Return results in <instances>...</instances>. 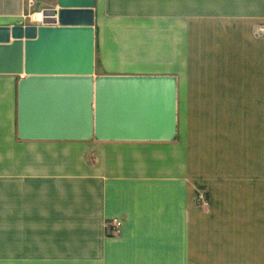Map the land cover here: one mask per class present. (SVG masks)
<instances>
[{
  "label": "crops",
  "instance_id": "obj_1",
  "mask_svg": "<svg viewBox=\"0 0 264 264\" xmlns=\"http://www.w3.org/2000/svg\"><path fill=\"white\" fill-rule=\"evenodd\" d=\"M26 2L0 0V26L23 25ZM239 2L194 27L186 91L177 74L119 62L95 0L96 75L175 77L169 141L22 140L21 77L0 74V264H264V236L241 234L264 226V0Z\"/></svg>",
  "mask_w": 264,
  "mask_h": 264
},
{
  "label": "water",
  "instance_id": "obj_2",
  "mask_svg": "<svg viewBox=\"0 0 264 264\" xmlns=\"http://www.w3.org/2000/svg\"><path fill=\"white\" fill-rule=\"evenodd\" d=\"M42 25L0 26V74L18 75L22 140H172L173 75H96L95 0H57Z\"/></svg>",
  "mask_w": 264,
  "mask_h": 264
},
{
  "label": "rangeland",
  "instance_id": "obj_3",
  "mask_svg": "<svg viewBox=\"0 0 264 264\" xmlns=\"http://www.w3.org/2000/svg\"><path fill=\"white\" fill-rule=\"evenodd\" d=\"M48 1L27 0L23 25H35L33 12L42 10L43 3ZM98 4L103 24L116 36L113 42L117 56L121 57L119 62H140L150 72L177 74L186 91L194 88V27L206 23L213 13L236 12L241 6L239 0H98ZM95 56V73L102 74L105 68L100 50ZM182 102L184 107L194 104L192 99ZM194 204L207 208L210 200L207 206ZM246 223L247 228L241 234L264 236V226H250L253 225L250 220Z\"/></svg>",
  "mask_w": 264,
  "mask_h": 264
},
{
  "label": "built area",
  "instance_id": "obj_4",
  "mask_svg": "<svg viewBox=\"0 0 264 264\" xmlns=\"http://www.w3.org/2000/svg\"><path fill=\"white\" fill-rule=\"evenodd\" d=\"M33 21L35 25H42L48 19L46 15V10L35 11L32 14ZM194 202L200 205H209V198L207 194L203 191V189H197L196 194L194 196ZM113 225L111 226V232L113 234L120 233V222L117 219H113Z\"/></svg>",
  "mask_w": 264,
  "mask_h": 264
},
{
  "label": "trees",
  "instance_id": "obj_5",
  "mask_svg": "<svg viewBox=\"0 0 264 264\" xmlns=\"http://www.w3.org/2000/svg\"><path fill=\"white\" fill-rule=\"evenodd\" d=\"M200 189H202V188H200Z\"/></svg>",
  "mask_w": 264,
  "mask_h": 264
}]
</instances>
